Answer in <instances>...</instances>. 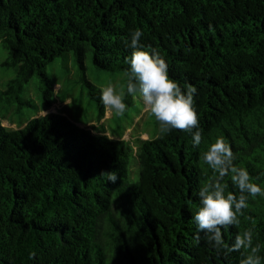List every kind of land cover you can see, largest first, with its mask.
<instances>
[{
    "label": "trees",
    "instance_id": "obj_1",
    "mask_svg": "<svg viewBox=\"0 0 264 264\" xmlns=\"http://www.w3.org/2000/svg\"><path fill=\"white\" fill-rule=\"evenodd\" d=\"M135 29L170 78L196 87L201 145L175 129L112 139L52 112L16 129L0 121V264H240V252L225 257L206 242L193 215L212 175L200 154L218 137L264 188V0H0L4 64L15 67L3 92L15 95L36 75L46 110L54 89L45 67L71 52L100 120L105 109L85 79L86 53L98 69L125 71L132 49L124 41ZM130 158L138 165L132 181ZM224 183L239 195L230 177ZM247 203L223 238L231 245L252 228L264 258V197Z\"/></svg>",
    "mask_w": 264,
    "mask_h": 264
},
{
    "label": "clouds",
    "instance_id": "obj_2",
    "mask_svg": "<svg viewBox=\"0 0 264 264\" xmlns=\"http://www.w3.org/2000/svg\"><path fill=\"white\" fill-rule=\"evenodd\" d=\"M142 36L140 29L131 30L129 39L124 41L132 49L131 55L125 58V63L130 65L124 72L126 84L119 92L113 85L100 89V101L105 111L123 115L127 109L125 92L128 95L138 93L144 111L157 122L161 136L173 129L179 130L192 136L193 146H200L203 137L194 107L196 87L188 84L182 89L170 78L168 64L155 50H144L140 43ZM235 159L230 145L222 137L216 138L206 151L201 152V165L207 166L212 175L199 188L200 206L195 211L193 220L198 232L205 234L204 239L217 253H223L227 257L232 252H240V264H262L264 258L259 255L261 245L254 244L252 228L238 233L231 245L223 238L222 229L240 225L243 210L248 208L249 196L264 197V188L252 182L247 169L234 164ZM106 174L108 181H116L115 172ZM225 177H230L233 186L239 190L238 196L233 192L226 193L228 186L224 183ZM196 239L198 242L199 236Z\"/></svg>",
    "mask_w": 264,
    "mask_h": 264
},
{
    "label": "rangeland",
    "instance_id": "obj_3",
    "mask_svg": "<svg viewBox=\"0 0 264 264\" xmlns=\"http://www.w3.org/2000/svg\"><path fill=\"white\" fill-rule=\"evenodd\" d=\"M7 51L0 45V121L1 125L16 129L31 117L52 112L66 116L77 126L92 132H105L112 139L154 138L159 134L158 124L152 116L144 111L139 94L128 95L125 92L124 102L127 109L123 115L115 112H104L98 120L99 107L97 95H90L89 87L81 76L82 71L71 52L55 57L45 67V73L53 83L52 104L46 110L42 98L43 83L34 75L13 95L4 93L5 83L15 75V67L5 65ZM84 76L97 89L113 85L117 92L126 84L125 71H105L96 68L92 63V54L86 53L84 59ZM27 100L20 102L17 98ZM138 165L134 158L128 164L129 179L136 180Z\"/></svg>",
    "mask_w": 264,
    "mask_h": 264
}]
</instances>
